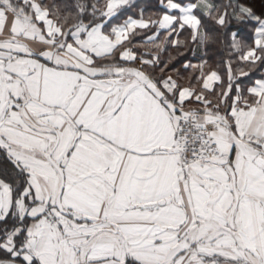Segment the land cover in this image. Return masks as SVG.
I'll return each mask as SVG.
<instances>
[{
  "label": "snow or ice",
  "instance_id": "1",
  "mask_svg": "<svg viewBox=\"0 0 264 264\" xmlns=\"http://www.w3.org/2000/svg\"><path fill=\"white\" fill-rule=\"evenodd\" d=\"M133 6L70 17L0 0V264H264V78L245 89L236 60L226 85L184 63L183 86L131 42L157 28L172 47L188 46L185 30L203 46L206 17L255 69L264 16L240 0H162L154 23L111 26ZM233 24L255 26L251 46Z\"/></svg>",
  "mask_w": 264,
  "mask_h": 264
},
{
  "label": "trees",
  "instance_id": "2",
  "mask_svg": "<svg viewBox=\"0 0 264 264\" xmlns=\"http://www.w3.org/2000/svg\"><path fill=\"white\" fill-rule=\"evenodd\" d=\"M162 0H134V6L130 9L122 10L119 18L116 20V25H122L128 19H142L150 23H154L160 16L165 12L163 7L160 5ZM196 0H176L179 3L195 2ZM98 0H46L48 5L55 4L57 10L62 16L75 17L78 11V5L88 6L97 3ZM213 4L217 8L222 7L227 3V0H212ZM241 3L246 4L251 7L257 16H264V0H240ZM202 24L206 35L209 37L208 43L203 45V53L201 56L197 53V46L191 44V36L188 30H185L178 37L181 45L187 44L188 46H183L180 48L172 47L171 44L166 42L165 35L161 31L159 35L155 37L153 41H148L149 37L157 33L156 28H149L144 30H138L139 34H131V42L135 47H133V52L138 54H144L145 57L158 55L159 63L161 67H165L166 71L171 73L173 77H181L180 83L183 86H188L189 81L193 78V74L187 72L183 68L184 63L198 64L196 58L206 62V71L215 70L219 74L223 75L224 66L226 61L236 60V63L232 64L233 71L237 70L239 67H244L247 70V66L239 63L238 57L232 53L229 46L225 43V37L223 32L217 30L213 23L206 17H201ZM85 23H89V17H84ZM233 29L238 30L242 34V39L246 44L251 46V40L254 33V25H232ZM170 39V38H169ZM157 43L164 45V51L156 48ZM196 57V58H195ZM171 61V63L169 62ZM263 65L257 66L251 71V79L257 78L260 73V69ZM157 76L160 75L159 72L156 73ZM199 87V86H197ZM0 163H3L0 160Z\"/></svg>",
  "mask_w": 264,
  "mask_h": 264
},
{
  "label": "crops",
  "instance_id": "3",
  "mask_svg": "<svg viewBox=\"0 0 264 264\" xmlns=\"http://www.w3.org/2000/svg\"><path fill=\"white\" fill-rule=\"evenodd\" d=\"M196 2V1H195ZM195 2H186V3H179V2H177L178 4H182V5H184V6H188V5H190V4H194ZM160 5L162 6V1H160ZM163 7V6H162ZM163 9H164V7H163ZM165 10V9H164ZM165 13V12H164ZM163 13V14H164ZM162 14V15H163ZM161 15V16H162ZM160 16V17H161ZM128 20H131V21H135V22H141V21H143V22H146V23H150V22H148V21H145V20H142V19H128ZM127 20V21H128ZM151 24V23H150ZM123 25V24H122ZM157 29V28H156ZM159 30L157 29V32H158ZM151 37H156V34H154L153 36H151ZM154 39H152V40H150V39H148V41H153ZM197 53H198V55L199 56H201L202 55V53H203V47L202 46H197ZM196 58V57H195ZM196 60H197V63L198 64H202V63H204L202 60H199L198 58H196ZM224 71H223V75H221V74H219L217 71V73L221 76V78L224 80V83H225V85L227 84V76H226V67L224 66ZM244 69V67H239L237 70H235V71H233V73L234 74H238V72H239V70L240 69ZM245 70V69H244ZM247 70L248 71H250V76L248 77V78H246V83H244L243 84V87L245 88V89H247L248 87H250V86H252L253 85V83L256 81V80H258V79H261V78H264V65L262 66V68L260 69V71H259V73H260V75L257 77V78H254V80H250L251 78V71H252V69H248L247 68ZM215 71V70H214Z\"/></svg>",
  "mask_w": 264,
  "mask_h": 264
}]
</instances>
